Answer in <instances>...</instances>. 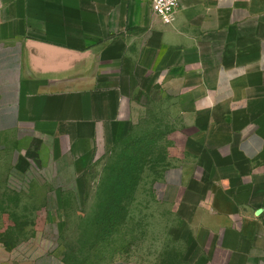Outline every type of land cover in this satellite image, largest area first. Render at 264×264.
Masks as SVG:
<instances>
[{
    "label": "crops",
    "instance_id": "crops-1",
    "mask_svg": "<svg viewBox=\"0 0 264 264\" xmlns=\"http://www.w3.org/2000/svg\"><path fill=\"white\" fill-rule=\"evenodd\" d=\"M158 100L222 178L195 202L175 163L158 197L205 215L210 264H264V0H182L171 25L151 0H0L1 220L29 222L6 227L19 239L0 240V264H67L89 165Z\"/></svg>",
    "mask_w": 264,
    "mask_h": 264
},
{
    "label": "rangeland",
    "instance_id": "rangeland-1",
    "mask_svg": "<svg viewBox=\"0 0 264 264\" xmlns=\"http://www.w3.org/2000/svg\"><path fill=\"white\" fill-rule=\"evenodd\" d=\"M145 104L124 139L88 167L85 194L70 205L60 237L67 264H210L206 248L215 238L201 229L205 215L196 218L180 203L169 205L157 191L163 172L175 163H185L195 202L211 198V183L222 178L196 166L190 154L196 148L185 140L190 126L179 109H165L163 100ZM1 202L0 240L12 244L19 238L5 235L11 232L6 227L17 230L29 222L2 221L4 197Z\"/></svg>",
    "mask_w": 264,
    "mask_h": 264
},
{
    "label": "built area",
    "instance_id": "built-area-1",
    "mask_svg": "<svg viewBox=\"0 0 264 264\" xmlns=\"http://www.w3.org/2000/svg\"><path fill=\"white\" fill-rule=\"evenodd\" d=\"M182 0H151L153 12L166 25L176 20L177 10Z\"/></svg>",
    "mask_w": 264,
    "mask_h": 264
}]
</instances>
